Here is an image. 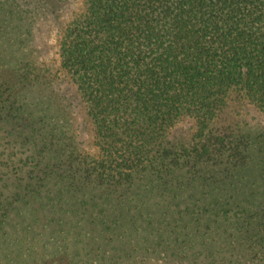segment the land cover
<instances>
[{"label":"trees","instance_id":"trees-1","mask_svg":"<svg viewBox=\"0 0 264 264\" xmlns=\"http://www.w3.org/2000/svg\"><path fill=\"white\" fill-rule=\"evenodd\" d=\"M57 61L89 137L56 165L68 264L264 263V130L235 121L245 106L264 114V0H80L58 30ZM24 63L13 81L0 76V121L20 119L21 88L36 84L49 136L47 119L62 116L44 102L62 111L61 96ZM182 122L192 134L172 136ZM15 196L0 193V211Z\"/></svg>","mask_w":264,"mask_h":264},{"label":"rangeland","instance_id":"rangeland-1","mask_svg":"<svg viewBox=\"0 0 264 264\" xmlns=\"http://www.w3.org/2000/svg\"><path fill=\"white\" fill-rule=\"evenodd\" d=\"M52 1L0 0V6L6 5V13H0L1 78L13 81L11 69L24 66V62L31 58L37 63L36 67H42V71L51 79L52 84L45 87L47 93L51 95V91L57 90L64 107L58 112L60 106L53 103L55 99L44 102L47 105L44 110L50 117L56 113L62 116L58 122L53 117L47 119L48 136L36 121L39 111L37 109L38 114L34 112L36 96L33 90L38 91V87L32 84L26 86L28 90L21 88L23 107L19 113L20 119L0 121V193L8 201L16 198V194L22 197L20 203L0 211L5 215L0 216V264H68L67 257L74 245L72 230H69L70 210L59 205L57 199L62 196V191L59 189L56 165H59L60 159L67 162L73 140L77 141L80 149L83 146L87 148L89 137L82 116L78 113V105L70 96L71 86L58 68L57 33L80 0H60L62 10L59 19H56L57 7L51 5ZM43 2L47 4L48 16L39 19L36 11ZM33 120L35 125L31 126ZM235 121L252 132L264 130V114L251 106H245ZM192 130L190 122H182L172 136L189 137ZM62 148L66 149L65 154L61 152ZM26 182L31 183L29 191L23 190ZM235 258V264H264L242 260L239 256ZM213 259L215 264H229L216 256ZM196 261V264H212L199 257Z\"/></svg>","mask_w":264,"mask_h":264}]
</instances>
